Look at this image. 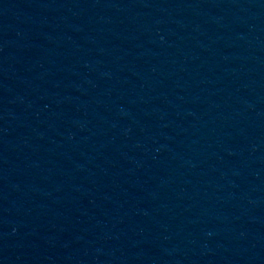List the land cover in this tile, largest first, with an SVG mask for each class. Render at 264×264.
Returning <instances> with one entry per match:
<instances>
[{
	"label": "water",
	"instance_id": "95a60500",
	"mask_svg": "<svg viewBox=\"0 0 264 264\" xmlns=\"http://www.w3.org/2000/svg\"><path fill=\"white\" fill-rule=\"evenodd\" d=\"M0 264H264V0H0Z\"/></svg>",
	"mask_w": 264,
	"mask_h": 264
}]
</instances>
